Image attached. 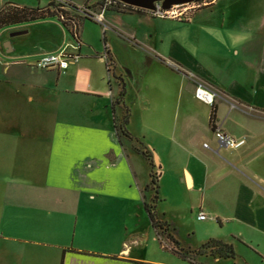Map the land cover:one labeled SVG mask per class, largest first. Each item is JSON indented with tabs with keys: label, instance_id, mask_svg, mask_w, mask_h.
<instances>
[{
	"label": "crops",
	"instance_id": "0c3cea01",
	"mask_svg": "<svg viewBox=\"0 0 264 264\" xmlns=\"http://www.w3.org/2000/svg\"><path fill=\"white\" fill-rule=\"evenodd\" d=\"M237 1L217 0L211 11L201 10L184 23L160 19L171 26L162 32H152L154 17L144 11L109 8L104 13L107 29L101 28L102 52L92 49L80 28L77 46L56 18L0 29V57L5 59H0V71L6 75L0 79V93L21 94L26 103L39 105L38 122L28 127L18 119L10 124L14 115L8 121L10 115L0 113V264H264V0H245L247 8L262 11L247 18L245 32L217 35L214 30ZM50 2L22 6L44 8ZM217 15L223 21L218 26ZM195 22L198 31L191 33ZM15 27L20 30L11 32ZM31 33L40 39L36 51L22 47L20 35ZM232 36L242 42H236L231 54L235 59L246 55L254 73L250 92L217 83L199 60L207 53L205 44L217 45L222 37ZM117 46L140 49L145 70L155 60L179 82L143 83L117 62ZM61 48L76 51L78 60L64 71L33 67L41 55ZM164 62L192 73L216 93L215 128L244 139L242 146L231 149L217 141L211 105L194 96V80ZM128 77L136 97L146 99L148 88L167 98L176 92L183 111L138 115ZM240 105L246 114L231 108ZM190 132L208 139L209 146L194 153L193 140L185 143ZM159 138L178 145L185 189L199 193V211L220 230L227 227L224 235L181 244L167 222L168 238L152 225H141L150 171L133 144L138 140L157 156L156 172L163 181L171 158L180 152L164 151ZM210 239L231 245L232 254L216 242L203 246Z\"/></svg>",
	"mask_w": 264,
	"mask_h": 264
},
{
	"label": "rangeland",
	"instance_id": "374dc122",
	"mask_svg": "<svg viewBox=\"0 0 264 264\" xmlns=\"http://www.w3.org/2000/svg\"><path fill=\"white\" fill-rule=\"evenodd\" d=\"M40 1L44 0H2L0 2V9L3 7H8V4L18 5L22 6L25 5H38ZM209 1V0H207ZM217 0H212L211 3L202 6L201 8L195 9L188 13L185 17L181 19L177 18H159L154 17L153 18V24L155 27H151L152 32H162L166 31V29H170V22H164L160 19H168L170 20H176L178 22H188L192 18H194L197 13H199L201 10L207 11L212 10V6L216 3ZM42 3V2H41ZM261 8H254L252 9L247 8V5L245 3V0L237 1L235 5L232 8V12L225 15V20L223 25L216 27L218 29L214 30L217 32V35H223L227 34L229 32H245L246 28V20L249 16L253 15L254 17L261 15ZM231 17H233L231 19ZM220 16L217 15L215 17V24L221 23L223 21L220 20ZM220 22H219V21ZM84 22V23H83ZM46 22H43L42 25H46ZM22 25V24H21ZM217 25V24H216ZM14 26V25H13ZM18 26V25H17ZM218 26V25H217ZM18 27L12 28L11 32H15ZM80 29H82L83 33L85 34V37L87 40H89L92 49L94 48L97 51H103V42L101 40V28L102 26L92 20H82L80 22ZM145 26L142 25L141 31L144 32ZM23 29V28H22ZM21 29V30H22ZM32 31V27L30 29ZM46 30V29H45ZM65 33L69 36V32L66 28H64ZM191 33L197 32V25L196 22L191 26ZM107 36L110 38V32L107 30L106 32ZM234 34V33H232ZM66 35V36H67ZM22 39V47L23 49L27 48H34V50H38L36 48L37 43H40V39L38 36L34 33L32 35L29 34H23L20 35ZM240 37V36H239ZM20 39V40H21ZM154 42V40H153ZM236 42L241 43L242 40H236L232 36L231 39H225L222 37L217 45H211V44H205L204 49L207 51L206 55H203L199 60L203 64V66L208 70V75L211 77H214L217 81V83H224L225 85L231 86V85H237L242 88L243 92H250L252 91V88L249 87V82L253 78L254 73L251 72L249 67L246 65V55L239 54L238 59H235L234 55H232V49L235 46ZM156 43V42H155ZM158 43V42H157ZM39 47H41L39 45ZM45 47V46H44ZM118 49L117 52V62L120 65H125L129 71H131L134 76L140 77L141 81L143 83H153V82H168L170 85L171 83L177 84L179 82V77L175 74H172L170 72H166L164 70L159 62H156L155 60L152 61V65L148 70H145V64H144V52L139 50H133L129 48H123L121 49L120 46H117ZM164 49V47H163ZM194 50V54H197V50L192 48ZM192 54V53H191ZM193 55V54H192ZM194 57V56H193ZM192 57V59H193ZM198 57V56H197ZM196 58V57H194ZM1 61H5L4 57H0ZM165 63V62H164ZM169 64V63H168ZM165 65L172 69L175 73L177 70L178 72L184 73L187 77H189L191 80H199L190 72H186L185 70L181 69H175L171 68L172 66L169 64ZM121 67H119L120 69ZM142 72V75H141ZM0 79H5L6 75L1 73L0 71ZM14 79H19V75H15ZM128 79V89H129V97L132 98L134 101V110L139 114H156L158 117L162 116L163 113L172 114V113H178V111H183V105L178 103V99H176V92L173 97H171L169 93V97L163 96L159 91H156L155 89L150 88V90L145 89L146 99H140L139 97L135 96V90L133 86V82ZM235 83V84H233ZM28 91L32 92V89L28 88ZM25 96V94H24ZM165 98L167 100H165ZM218 101V98L215 97V102ZM37 103V102H36ZM213 103V104H214ZM209 105V104H208ZM38 104H29L24 101V97L19 94L18 96L10 97V95H6V90H3V93H0V113H4L5 115L9 114L8 121L13 117L14 119L9 122L10 124L17 121V119L20 121V117H22L23 121L22 123L17 121L20 125H23V127L31 126L32 124H37L38 117H36V114L38 112ZM233 111H236L240 114H246L247 112H244L247 110L243 106H232L231 107ZM21 114L20 116L16 117V114ZM12 115V116H11ZM126 115V114H125ZM199 133L190 132L189 134H186V140L188 142H185L186 145L188 143H191L192 141V150L194 153L198 154L199 151H201L203 148V142H206L207 147L208 145V139H204L201 136H198ZM195 136V138H194ZM215 136V135H214ZM178 141H181L180 138L177 137ZM160 140V141H159ZM157 139L159 142V145L164 151H170L172 154L176 155L178 151V145L176 143H172L170 140H166V142H163V139L161 138ZM185 140V137H184ZM205 147V148H207ZM179 156L176 155L175 158H171V166L167 169L166 175L164 177L165 180L161 181L158 180L159 184V198L155 202L154 212L155 216L158 220L167 222L171 228V233L181 242V244L186 243H194L197 241L202 240L205 237H210L214 235H224L227 227L225 229L220 230L218 228V224H216V221L212 218H206V219H199L197 217V214L199 212V209L201 207V200L200 195L197 191H187L185 189L184 183H183V176L181 171L178 168V165L183 163V157L182 152L178 153ZM151 161L155 165V168L153 170H156V164L154 161V156H151ZM189 159H186L185 162H188ZM143 163V162H142ZM145 163V170L150 171V167ZM190 163L196 164L197 160L191 159ZM154 187L152 186V188ZM147 201L150 202V198L153 195V192L151 190H147ZM142 218H141V225L146 226L150 225L151 222L148 217V213L144 206H142ZM159 231V234L163 238H168V234L165 230L162 228H157Z\"/></svg>",
	"mask_w": 264,
	"mask_h": 264
},
{
	"label": "built area",
	"instance_id": "2783aa9c",
	"mask_svg": "<svg viewBox=\"0 0 264 264\" xmlns=\"http://www.w3.org/2000/svg\"><path fill=\"white\" fill-rule=\"evenodd\" d=\"M50 8L57 12L59 19L69 23L72 27H75V19L83 17L92 20L102 26V30L107 29L104 13L109 8H114L119 11H144L153 17L159 18H177L181 19L185 17L191 11L201 8L212 2V0H195L191 2L174 4L169 8H163L160 1H156L153 4V8H141L135 5L125 3L120 0H95L94 3H84L82 5H76L71 0H49ZM45 8V7H44ZM78 46V42L74 41ZM76 46V47H77ZM106 55V54H105ZM104 55V57H105ZM79 58V54L76 51L69 50L67 48H61L55 52H49L41 55L34 63L33 67L36 69H49L56 68L64 71L70 63L76 62ZM174 69H179L177 65L169 62ZM194 96L212 105L215 101L216 93L206 86L202 81L195 80ZM214 135L217 141L224 144L226 147L236 149L242 146L245 142L244 139H235L220 128L214 129ZM207 147L206 143H203ZM199 219H206L207 215L203 211H199L197 214Z\"/></svg>",
	"mask_w": 264,
	"mask_h": 264
},
{
	"label": "trees",
	"instance_id": "16d2710c",
	"mask_svg": "<svg viewBox=\"0 0 264 264\" xmlns=\"http://www.w3.org/2000/svg\"><path fill=\"white\" fill-rule=\"evenodd\" d=\"M56 18L57 21L61 23V25L66 28L71 36V38L76 41L80 42L79 39V24L80 19H86L83 17H79L75 19V27H72L69 23L59 19V16L56 11L51 10L50 8H41V7H29V6H18L13 4H8V7H3L0 9V29L17 25V24H23V23H29V22H35L40 21L44 19H51ZM109 66V65H108ZM127 112H125L126 114ZM214 119H215V106L214 104L211 105V112H210V121H211V127L215 129L214 125ZM122 122H126V115L123 116ZM122 124V123H121ZM121 128V131L126 134L128 137L129 134L124 132L121 125L117 126V129ZM134 149L140 152L145 160L147 161V164L150 167V179L149 183L146 185V189L151 190L153 192L152 197L150 198V202H148L146 199H144V207L148 213V217L150 219L151 225L154 228H162L163 230L166 229V222L160 221L156 218L154 207L155 202L158 200V174L156 170H153L155 168V165L151 161L152 153L149 151L143 144L138 140H135V143L133 144ZM152 186L154 187L153 191ZM216 242V244H215ZM210 243H214L216 246H218L220 249H224L225 252H228V254H232V247L231 245L227 243H221L220 241H214L213 239L208 240L206 243L203 244V246H209ZM214 246V245H213Z\"/></svg>",
	"mask_w": 264,
	"mask_h": 264
},
{
	"label": "water",
	"instance_id": "95a60500",
	"mask_svg": "<svg viewBox=\"0 0 264 264\" xmlns=\"http://www.w3.org/2000/svg\"><path fill=\"white\" fill-rule=\"evenodd\" d=\"M120 1H123L131 5L138 6L141 8H153L154 2L160 1L162 4V7L167 9L174 4H181V3L191 2L195 0H120ZM154 161L155 163H157L158 161L157 156L155 154H154Z\"/></svg>",
	"mask_w": 264,
	"mask_h": 264
}]
</instances>
